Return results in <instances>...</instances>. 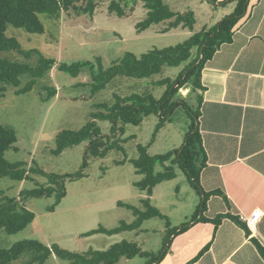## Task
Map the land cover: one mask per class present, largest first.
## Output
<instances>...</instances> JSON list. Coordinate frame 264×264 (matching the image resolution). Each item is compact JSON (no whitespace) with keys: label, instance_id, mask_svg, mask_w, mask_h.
<instances>
[{"label":"rangeland","instance_id":"1","mask_svg":"<svg viewBox=\"0 0 264 264\" xmlns=\"http://www.w3.org/2000/svg\"><path fill=\"white\" fill-rule=\"evenodd\" d=\"M111 1L98 0L93 14L63 12L59 19H53L42 13L43 32H29L9 24L6 34L17 39L23 51L36 50L47 58L68 64L77 61L95 62L100 57L104 68H108L128 51L141 55L152 48L176 45L193 32L214 26L234 11V3L214 5L209 0H166L175 10L194 13V30L176 28L161 33L156 29L165 24H158L139 32L136 24L146 18L142 1L136 2L133 11L126 15L111 12L108 9ZM0 58L32 66H36L39 61L36 52L24 55L16 50L0 51ZM183 67H165L162 73L146 78L117 75L99 90H94V87L103 78H91L88 69L75 77L54 67L25 94H17L15 87L0 81V89L3 86L6 88V91H0V122L13 127L18 137L15 148L7 150L5 157L10 162H24L27 170L33 167L59 175L77 173L87 157L88 141L55 153L57 135L66 129L78 130L83 127L92 120L93 112H104L100 104L113 101L115 95L150 92L160 97L165 87L155 85V81L166 76L174 78ZM29 80L30 75H23L21 84L25 85ZM45 86L55 87L56 96L46 99ZM197 94L198 91H194L188 83L179 89L174 99H185L191 110H197ZM95 120L105 140L109 139L110 143L118 140L122 149L113 148L104 157H87L88 165L83 169L86 175L66 180V195L54 210L49 209L56 201L54 195L30 197L26 206L35 213L34 221L15 233L1 230V248H9L16 242L31 238L48 245L58 244L71 251L84 252L90 249L106 250L115 243L128 240L137 242L148 252L158 253L168 235L169 226H181L193 215L200 195L176 165L175 177L158 184L151 197L152 204L166 215L169 226L166 219L152 217L145 220L140 229L112 235L85 234L100 226L112 228L120 225L121 221H134L132 209L119 205V201L145 210L141 202L145 192L135 185L143 175L136 172L130 159L139 156V144L149 145L151 154L180 148L189 131L192 116L181 105L174 109L170 119L158 131L156 126L160 118L150 115L139 125H123L124 131L115 135H112L110 120ZM124 157L128 158L126 163H115ZM170 163L169 160L166 164ZM156 170L161 171V165ZM47 181L46 176L33 171L29 179L22 181L8 176L0 177V199L18 197L21 190L34 189ZM29 257L30 254L25 253L18 262ZM149 258L140 255L123 257L116 264H146ZM43 264H70V261L53 255Z\"/></svg>","mask_w":264,"mask_h":264},{"label":"trees","instance_id":"2","mask_svg":"<svg viewBox=\"0 0 264 264\" xmlns=\"http://www.w3.org/2000/svg\"><path fill=\"white\" fill-rule=\"evenodd\" d=\"M138 1H142L143 6L146 8V18L136 24L137 31H145L158 24H165L156 29L157 32L161 33L176 28L194 30L196 22L194 13L192 11L181 12L175 10L166 0H112L108 9L118 15H126L128 12L133 11L135 3ZM209 1L214 5L234 3V11L225 15L214 26L208 29L203 28L199 32H193L183 42L163 48H152L141 55L128 51L122 57L113 61L108 68H104L100 57L95 62L77 61L68 64L58 62L54 58H47L36 50L23 51L18 40L6 34L9 24L24 28L29 32H43L44 25L40 19L42 13L53 19H59L63 12L93 14L98 5V0H0V51L16 50L24 55L36 52L39 55L36 66L0 58V81L5 85L15 87L17 94H25L31 91L37 82L54 67L75 77L83 70L88 69L91 78H103L94 87V90H99L106 82L117 75L146 78L162 73L165 67L184 65L176 77L166 76L155 81V85L165 87L164 93L160 97H155L150 92L131 93L125 96L115 95L113 101L100 104L105 111L93 112L91 115L92 120L83 127L78 130L66 129L57 135L55 153H60L68 147L88 141L87 157H104L113 148L122 149V145L118 140L111 143L109 139L106 141L95 119L110 120L112 122L111 132L112 135H115L124 131L123 125H139L145 117L150 115H157L160 118L156 126V131H158L161 125L170 119L174 109L181 105L185 106L187 111L190 112V116H192V123L180 148L166 153L151 154L148 151L149 145L139 144V156L130 159L136 172L143 175L140 180L135 182V185L145 192V196L141 198L145 210L119 201V205L132 209L135 215L134 221L131 223L121 221L120 225L112 228L100 226L85 234L105 233L112 235L126 230L140 229L142 223L152 217L166 219L169 226L166 215L152 204L151 197L154 188L158 184L175 177L176 165L182 169L192 187L200 195V202L190 219L181 226H169L168 235L164 238L163 247L158 253L148 252L137 242L128 240L115 243L106 250L90 249L84 252H76L62 248L58 244L48 245L40 240L30 238L16 242L9 248L0 247V264H43L53 255L70 261V264H116L123 257L133 258L137 255L149 256L150 258L146 264H157L168 251L174 236L182 233L195 222L210 220L203 215L207 205V197L212 192H205L200 183V172L206 163V153L198 125L199 107H197V110H191L185 99L174 98L179 89L188 83L191 84L194 91L204 89L201 83V75L206 62L212 58L223 43L232 40L236 26L247 14L250 0ZM23 75L31 76V80L25 85L21 84ZM45 87L47 89L46 99H50L57 94L55 87ZM0 91L4 92L6 88L3 86ZM197 99L198 102L201 101L202 96L198 94ZM17 140L16 130L0 122V177L8 176L14 180L22 181L29 179L30 172L33 171L46 176L48 183L34 189H23L18 197L0 199V231L5 230L9 234L24 229L34 221L35 213L26 206V201L30 197L54 195L56 201L49 208L54 210L58 202L66 195V180L85 176L86 173L83 169L88 165L87 157H85L82 169L75 174L59 175L47 173L42 169L33 167L27 170L24 162H10L5 157L7 150L15 148ZM127 160L128 158L124 157L115 161V163L124 164ZM169 160L171 163L166 164ZM158 165H161V171L156 170ZM226 216L228 215H219L213 221H220ZM234 219L236 222L245 225L239 218L234 217ZM25 253H29L30 257L19 263L18 260Z\"/></svg>","mask_w":264,"mask_h":264},{"label":"crops","instance_id":"3","mask_svg":"<svg viewBox=\"0 0 264 264\" xmlns=\"http://www.w3.org/2000/svg\"><path fill=\"white\" fill-rule=\"evenodd\" d=\"M201 83L200 183L212 192L203 213L210 220L174 236L157 264H264V0H250L232 40L206 62ZM254 209L263 213L252 233L234 217ZM222 214L228 216L213 221Z\"/></svg>","mask_w":264,"mask_h":264},{"label":"built area","instance_id":"4","mask_svg":"<svg viewBox=\"0 0 264 264\" xmlns=\"http://www.w3.org/2000/svg\"><path fill=\"white\" fill-rule=\"evenodd\" d=\"M262 213L261 210L254 209L249 215H240V220L250 232L255 233L257 225L262 217Z\"/></svg>","mask_w":264,"mask_h":264}]
</instances>
